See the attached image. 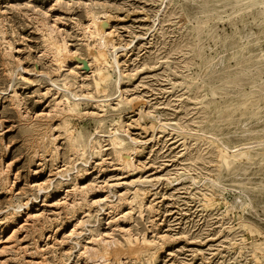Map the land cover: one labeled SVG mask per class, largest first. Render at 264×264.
<instances>
[{"label": "rangeland", "instance_id": "obj_1", "mask_svg": "<svg viewBox=\"0 0 264 264\" xmlns=\"http://www.w3.org/2000/svg\"><path fill=\"white\" fill-rule=\"evenodd\" d=\"M102 261L264 264V0H0V264Z\"/></svg>", "mask_w": 264, "mask_h": 264}, {"label": "bare ground", "instance_id": "obj_2", "mask_svg": "<svg viewBox=\"0 0 264 264\" xmlns=\"http://www.w3.org/2000/svg\"><path fill=\"white\" fill-rule=\"evenodd\" d=\"M103 27V26H102ZM51 35H52V31H51ZM51 37H53V36H51ZM100 37V36H99ZM102 37V36H101ZM52 39V38H51ZM67 45V44H66ZM60 46V45H59ZM62 46V45H61ZM63 47V46H62ZM59 49V48H58ZM115 49V48H114ZM103 53V52H102ZM115 57V56H114ZM59 59H61V58H59ZM116 60V59H115ZM116 63H118L117 61H116ZM74 96V95H73ZM78 97V96H77ZM75 99V98H74ZM105 246V245H104ZM137 247V246H136ZM119 250V249H118ZM118 252V251H117ZM120 253V252H119ZM119 253H117V254H119ZM104 257V256H103ZM103 257H101V258H103ZM118 258H119V256H118ZM104 259V258H103ZM106 259V258H105ZM102 260V259H101ZM102 263L104 264V261H102Z\"/></svg>", "mask_w": 264, "mask_h": 264}]
</instances>
